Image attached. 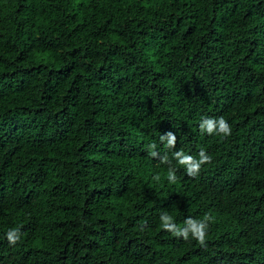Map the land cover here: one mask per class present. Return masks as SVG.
Instances as JSON below:
<instances>
[{"label": "trees", "instance_id": "16d2710c", "mask_svg": "<svg viewBox=\"0 0 264 264\" xmlns=\"http://www.w3.org/2000/svg\"><path fill=\"white\" fill-rule=\"evenodd\" d=\"M0 264H264V0H0Z\"/></svg>", "mask_w": 264, "mask_h": 264}, {"label": "clouds", "instance_id": "9594fccd", "mask_svg": "<svg viewBox=\"0 0 264 264\" xmlns=\"http://www.w3.org/2000/svg\"><path fill=\"white\" fill-rule=\"evenodd\" d=\"M199 130L201 133H206L208 135H220L223 137H227L231 135V126L225 120L224 117H202L199 123ZM161 142H165L168 148H174L176 144V135L171 132H165L160 136ZM150 148H155L154 144L149 146ZM153 157H156L158 154L153 151ZM174 159L180 164L185 166L186 172L189 176H196L202 165L208 164L211 162L212 157L206 153V151L201 148L198 153V158L193 157L192 155L185 154L183 150H177L173 153ZM162 162L168 163L167 156L162 158ZM167 180L169 183L176 182V169L174 167H169L167 171ZM154 179L159 180L160 177L156 176ZM213 217L209 214H205L201 219L194 218H186L184 221V225L178 226L171 215L167 212L161 213L159 220L160 226L167 232H170L172 235L176 237H181L185 240L189 239L191 236L201 245H204L205 238L207 234V229L209 228V224L212 221ZM6 238L9 244H15L20 239V233L18 229H9L6 233Z\"/></svg>", "mask_w": 264, "mask_h": 264}]
</instances>
